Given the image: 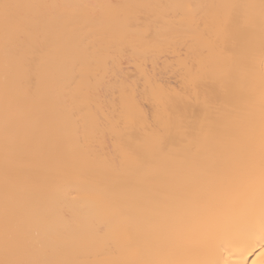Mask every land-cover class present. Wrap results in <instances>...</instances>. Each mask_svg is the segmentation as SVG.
<instances>
[{
	"label": "bare ground",
	"instance_id": "bare-ground-1",
	"mask_svg": "<svg viewBox=\"0 0 264 264\" xmlns=\"http://www.w3.org/2000/svg\"><path fill=\"white\" fill-rule=\"evenodd\" d=\"M264 0H0V264H264Z\"/></svg>",
	"mask_w": 264,
	"mask_h": 264
},
{
	"label": "snow or ice",
	"instance_id": "snow-or-ice-1",
	"mask_svg": "<svg viewBox=\"0 0 264 264\" xmlns=\"http://www.w3.org/2000/svg\"><path fill=\"white\" fill-rule=\"evenodd\" d=\"M262 227H264V221H262ZM261 255H264V253H262Z\"/></svg>",
	"mask_w": 264,
	"mask_h": 264
}]
</instances>
